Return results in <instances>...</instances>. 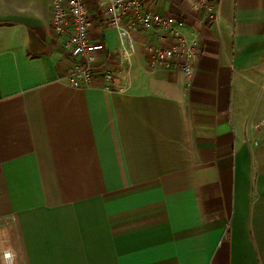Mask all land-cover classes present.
<instances>
[{"label": "crops", "instance_id": "obj_1", "mask_svg": "<svg viewBox=\"0 0 264 264\" xmlns=\"http://www.w3.org/2000/svg\"><path fill=\"white\" fill-rule=\"evenodd\" d=\"M100 1L95 73L123 93L67 84L48 0H0V264H264V0H216L210 23L143 0L197 33L190 85L150 67L158 30L122 55Z\"/></svg>", "mask_w": 264, "mask_h": 264}, {"label": "built area", "instance_id": "obj_2", "mask_svg": "<svg viewBox=\"0 0 264 264\" xmlns=\"http://www.w3.org/2000/svg\"><path fill=\"white\" fill-rule=\"evenodd\" d=\"M51 25L56 35L64 36L63 49L72 60L64 79L73 88L88 87L95 79L102 82L106 92L123 93L127 85L119 73L102 70L95 73L102 43H94L89 37L90 21L85 0H48ZM106 24L118 31L120 52L129 56L134 50L132 33L158 30L157 43L143 45L150 67L171 69L176 67L188 79L190 85L194 62L199 50L198 35L188 39L184 34L186 22L177 16H162L143 8V0H102L98 2ZM193 9L201 12L202 21L210 23L215 18L216 0H195ZM6 260L10 253H4Z\"/></svg>", "mask_w": 264, "mask_h": 264}, {"label": "bare ground", "instance_id": "obj_3", "mask_svg": "<svg viewBox=\"0 0 264 264\" xmlns=\"http://www.w3.org/2000/svg\"><path fill=\"white\" fill-rule=\"evenodd\" d=\"M6 261H8V262H9V260H6Z\"/></svg>", "mask_w": 264, "mask_h": 264}, {"label": "rangeland", "instance_id": "obj_4", "mask_svg": "<svg viewBox=\"0 0 264 264\" xmlns=\"http://www.w3.org/2000/svg\"><path fill=\"white\" fill-rule=\"evenodd\" d=\"M8 251V250H7ZM4 254V253H3Z\"/></svg>", "mask_w": 264, "mask_h": 264}]
</instances>
